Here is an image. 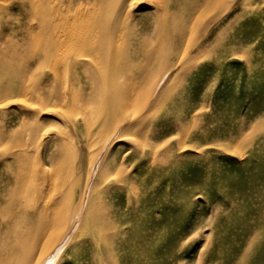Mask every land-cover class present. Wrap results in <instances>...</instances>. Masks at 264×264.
<instances>
[{
	"label": "rangeland",
	"instance_id": "rangeland-1",
	"mask_svg": "<svg viewBox=\"0 0 264 264\" xmlns=\"http://www.w3.org/2000/svg\"><path fill=\"white\" fill-rule=\"evenodd\" d=\"M27 254L264 264V0H0V264Z\"/></svg>",
	"mask_w": 264,
	"mask_h": 264
},
{
	"label": "bare ground",
	"instance_id": "bare-ground-1",
	"mask_svg": "<svg viewBox=\"0 0 264 264\" xmlns=\"http://www.w3.org/2000/svg\"><path fill=\"white\" fill-rule=\"evenodd\" d=\"M146 1V0H145ZM139 3V2H138ZM163 3V2H162ZM84 14V13H83ZM90 16V15H89ZM78 17H80L81 18V15H78ZM84 18V17H83ZM90 18V17H89ZM76 24V23H75ZM79 28H83L82 27V25H79L78 27L77 26H75V25H72V26H67V28H66V31H65V37H66V39H68V40H70V41H72L73 42V45L72 46H69V47H71L73 50H75V49H78V48H80L81 47V43L82 42H80V39H81V37H82V32L85 34V27L83 28V31H81V29H79ZM142 34H143V31H142ZM96 35V34H95ZM94 35V36H95ZM118 36V35H117ZM118 38V37H117ZM140 38V37H139ZM54 40V39H53ZM81 41H83V38H82V40ZM55 45H53V44H51L52 45V48H51V52L53 53L54 51H52V50H55V52H58V53H60V51L61 52H64L65 51V49H70V48H64V49H62L61 48V46L59 45V42H58V38L56 37V40H55ZM80 45V46H79ZM77 46H79V47H77ZM82 50H84L85 52L83 53L84 54V57L85 58H87L88 60H89V58H91L92 57V55L93 54H91V53H88V52H86V48H85V46H83V48H82ZM94 60V59H93ZM95 61V60H94ZM27 257H25L24 258V261H23V263L24 264H28L29 262H30V260H31V258H30V256H28V254L26 255ZM44 263V262H43ZM42 263V264H43Z\"/></svg>",
	"mask_w": 264,
	"mask_h": 264
}]
</instances>
